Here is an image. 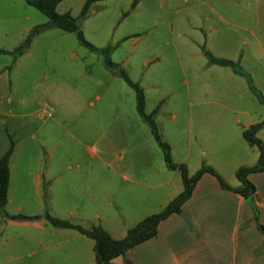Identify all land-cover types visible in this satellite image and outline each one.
<instances>
[{
    "label": "rangeland",
    "instance_id": "rangeland-1",
    "mask_svg": "<svg viewBox=\"0 0 264 264\" xmlns=\"http://www.w3.org/2000/svg\"><path fill=\"white\" fill-rule=\"evenodd\" d=\"M86 1L65 0L57 12L77 19L93 46L111 48V61L144 90L147 114L163 102L156 124L163 139L177 147L174 160L192 153V170V160L207 161L199 153L211 151L203 141L207 128L199 124V101H227L235 109L249 105L245 110L258 102L245 77L234 72V80L226 78L233 69L210 65L205 53L237 63L264 95V64L251 63L249 54L255 39L264 41V0H140L134 9V0H97L80 18ZM27 39L28 49L14 58ZM0 50L5 52L0 54V157L12 143L15 150L8 204L0 213V264H62L59 253L37 251L60 242V233L69 235L45 215L76 223L77 206H97L93 197L100 194V178L114 179L109 171L100 172V165L120 152L160 148L137 113L135 91L118 72L100 53L81 46L75 33L50 26L23 0H0ZM204 84L215 87H196ZM229 125L215 134L213 146L225 133L244 143L235 124ZM145 159L134 162L143 165ZM17 215L40 219L10 218Z\"/></svg>",
    "mask_w": 264,
    "mask_h": 264
},
{
    "label": "crops",
    "instance_id": "crops-1",
    "mask_svg": "<svg viewBox=\"0 0 264 264\" xmlns=\"http://www.w3.org/2000/svg\"><path fill=\"white\" fill-rule=\"evenodd\" d=\"M259 10L256 9L257 12ZM249 54L252 57L251 63L264 64V41L255 39L250 46ZM234 72V70L232 74L227 72L226 78L229 79L230 76V79L234 80L236 73ZM248 75L256 88L254 78L250 73ZM245 79L249 85L248 79L246 77ZM196 87L208 91L209 88L214 89L215 85L204 84ZM256 90L258 91L257 88ZM251 93L255 95L252 91ZM258 102L261 103L259 100ZM258 102H253L252 107L245 110L249 105L245 109H235V106L228 105L227 101L211 98L199 101L197 106L199 124L207 128L203 141L206 148L211 150L208 153L205 151L199 153V156L209 159L202 162L193 159L192 162L196 164L193 171L188 163L192 153L188 152L181 159L174 160V148L177 147L168 143L173 160L185 164L189 176L195 175L203 165L210 166L231 188H239L241 183L236 177L237 170L241 167L255 166L259 159L258 149L251 147L243 138L244 130L264 120V108L261 107V105L264 107V104ZM162 105L163 102H160L155 108H158L156 117ZM172 117L175 119L176 115ZM229 122L235 124V133L241 132L244 143L230 140L225 133L219 146H213L212 138L218 132L223 133ZM232 127L234 129V126L229 125L228 130H232ZM257 137L264 144V128L258 131ZM153 140L155 141L154 137ZM235 142L237 147L233 148ZM155 143L159 147L156 141ZM230 150H243V154L237 156L229 153ZM13 154L9 161L10 181ZM119 154L114 161L104 162L99 166L100 172L109 171L114 179L106 182L104 175V180L100 178V194L97 198L93 197L94 204L98 202L97 206L89 210L77 206L75 212L80 213V217L74 223L85 229L101 226L115 240L124 239L129 228L144 218L161 212L184 190L182 177L179 180L178 171L168 169L161 148L143 150L141 153L140 150H129L128 153ZM144 155L146 159L143 160V165L134 162L139 156ZM216 155H219V161ZM221 155L223 158H220ZM248 180L256 188V206L259 212L257 218L248 200L232 191L224 190L216 177L204 174L196 184L190 199L183 205L180 214L171 215L162 221L156 237L131 249L124 257L113 260L112 264H264V233L258 228V225L264 228V172L250 174ZM90 222L94 223L85 226ZM61 230L69 231V235L67 232L60 233V242L45 245V248L41 247L37 251H47L48 256L59 253L62 264H95L94 241L75 230ZM50 264H55V261H51Z\"/></svg>",
    "mask_w": 264,
    "mask_h": 264
},
{
    "label": "trees",
    "instance_id": "trees-1",
    "mask_svg": "<svg viewBox=\"0 0 264 264\" xmlns=\"http://www.w3.org/2000/svg\"><path fill=\"white\" fill-rule=\"evenodd\" d=\"M27 5L34 7L45 15L49 19V25L61 29L62 31L68 33H75L79 44L91 51L100 53L105 58V65L112 70L118 72L119 76L124 80V82L131 87L136 93V109L138 115L141 119L148 125L150 132L154 137L155 141L161 148L163 152L164 161L166 166L171 171H178L182 177L184 190L175 199H173L161 212L157 214L150 215L144 218L142 221L137 223L132 228H129L127 235L122 240L113 239L108 232H106L101 226H95L91 229H85L80 225L72 224L68 221L60 220L46 214L44 219L52 226L60 229H71L79 232L80 234L86 236L87 238L95 242L94 252H95V264H112V261L124 257L128 251L135 248L136 246L154 238L158 234V227L160 223L166 220L168 217L174 214H180L182 212L183 205L190 199L194 188L200 178L204 174H210L218 180L220 186L224 190L232 191L236 194L241 195L252 205V209L257 218L259 215L258 208L256 206V188L248 180V176L253 173L264 172V144L257 137L259 130L264 128V120L250 128L244 130L243 138L251 146L256 147L259 151L258 163L252 167H241L237 170L236 177L241 183L239 188H231L226 181L215 171L214 168L210 166L203 165L202 168L196 172L195 175L189 176L188 169L185 164L176 163L173 160L171 147L166 143L159 132L156 124V114L158 108L155 109L151 114H147L145 110L146 101L145 93L143 89L137 83L133 82L126 74V72L114 64L110 59L111 48L107 47L104 49H98L89 43L78 26L77 19L71 16L70 13L59 14L57 12V7L60 3L65 0H23ZM97 0H87L82 8L80 18H85L90 10V7ZM139 0H134L132 3V9H134ZM42 27L35 30L36 33L42 31ZM30 44V39L16 48L13 52L14 58H18L24 54L28 49ZM5 53L0 50V54ZM210 65H218L223 67H230L236 73L245 76L248 79L250 90L256 95L258 100L264 104V97L258 93L254 87L253 81L248 74H246L238 65L230 60L217 58L210 54L205 53ZM14 152V144L12 143L7 152L0 157V213L5 212V207L8 203V190L10 185V169L9 161ZM11 219L16 221L24 220H39L40 217H28L25 215L10 216ZM258 228L264 233V228L258 225Z\"/></svg>",
    "mask_w": 264,
    "mask_h": 264
}]
</instances>
